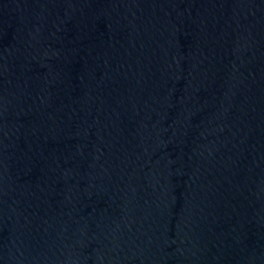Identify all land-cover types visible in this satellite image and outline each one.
<instances>
[{"label": "water", "instance_id": "1", "mask_svg": "<svg viewBox=\"0 0 264 264\" xmlns=\"http://www.w3.org/2000/svg\"><path fill=\"white\" fill-rule=\"evenodd\" d=\"M0 264H264V0H0Z\"/></svg>", "mask_w": 264, "mask_h": 264}]
</instances>
